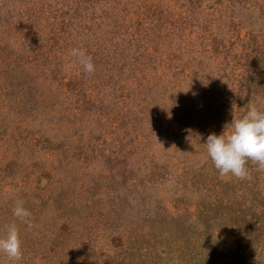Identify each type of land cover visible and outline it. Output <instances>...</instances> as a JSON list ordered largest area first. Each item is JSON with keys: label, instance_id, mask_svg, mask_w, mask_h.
<instances>
[{"label": "rangeland", "instance_id": "1", "mask_svg": "<svg viewBox=\"0 0 264 264\" xmlns=\"http://www.w3.org/2000/svg\"><path fill=\"white\" fill-rule=\"evenodd\" d=\"M249 102L264 0H0V234L19 264H264V171L203 144Z\"/></svg>", "mask_w": 264, "mask_h": 264}, {"label": "clouds", "instance_id": "2", "mask_svg": "<svg viewBox=\"0 0 264 264\" xmlns=\"http://www.w3.org/2000/svg\"><path fill=\"white\" fill-rule=\"evenodd\" d=\"M71 55L77 58L85 74L95 72L93 58L86 49L73 47ZM203 144L220 176L250 179L249 160L264 171V111L249 102L246 114L239 118L233 116L220 135L209 134ZM12 216L29 229L36 227L31 211L22 200L15 202ZM0 255L7 257L11 264H19L23 258L22 240L15 221L5 225L4 233L0 234Z\"/></svg>", "mask_w": 264, "mask_h": 264}]
</instances>
